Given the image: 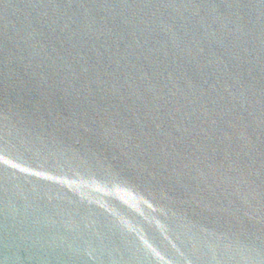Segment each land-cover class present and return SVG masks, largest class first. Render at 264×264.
<instances>
[{
	"label": "water",
	"instance_id": "95a60500",
	"mask_svg": "<svg viewBox=\"0 0 264 264\" xmlns=\"http://www.w3.org/2000/svg\"><path fill=\"white\" fill-rule=\"evenodd\" d=\"M0 264H264V0H0Z\"/></svg>",
	"mask_w": 264,
	"mask_h": 264
}]
</instances>
